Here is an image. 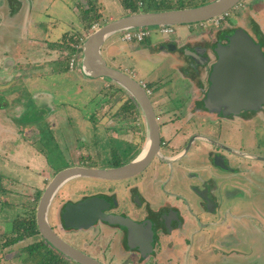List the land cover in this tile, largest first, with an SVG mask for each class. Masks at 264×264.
<instances>
[{
    "label": "rangeland",
    "instance_id": "374dc122",
    "mask_svg": "<svg viewBox=\"0 0 264 264\" xmlns=\"http://www.w3.org/2000/svg\"><path fill=\"white\" fill-rule=\"evenodd\" d=\"M19 1L22 0H0L2 4L0 17H6L2 21L5 24H0V45L3 48L4 43L7 42L6 39L8 41L15 39L20 55L28 57L27 62L22 66L24 71L33 70L32 65L28 68L29 64L37 63L38 67L35 68L37 74L32 78L26 76L25 78L8 79V76L3 78V70L0 68V236L4 232H11V219L24 214L27 204L36 203V192L44 190L56 171L72 165H82V162L86 161H90L91 166H103L112 157V150L119 151L124 160L131 157L129 155L133 150L131 145L120 141L133 139L132 134L124 130V126H127L124 120L127 118H130L127 120L133 118L137 120L138 116L141 120L143 119L142 112L136 115L131 112V108H129L130 111L124 109L128 93L125 96L123 93L126 92L117 90V83L106 77L91 78L81 70L82 51L80 47L93 31L92 26L85 28L84 22L80 19L81 9L78 6L89 7V0H23L24 5L20 7V10ZM256 1L257 3H246L245 8L240 3L238 7L231 9L219 23L207 21L203 23V26L200 23L176 24L173 25V31L168 34L162 33L158 26L147 27L149 35L143 41L137 39L125 41L121 39L124 31L115 33L107 41V43L113 41L110 50V54L115 57L113 64L131 72L137 80L148 82L153 90L150 95L152 100H157L158 97L166 94L164 92L159 95L163 91L160 89L162 84L159 85V78L162 81L172 77L171 83L168 81L170 84L167 94L174 90L175 97L166 108L174 109L181 106L187 97H195L196 93H191L192 82L175 74L172 63L177 60V57L172 48H166V42L178 40L180 36L186 39L190 35L200 37V39L204 37L203 41L212 42L217 30L231 28L239 23L249 24L253 11L259 10L261 6L263 7L261 10L264 9V0ZM92 2L98 5V10L102 14L98 21L93 22L99 26L129 12L122 4V0H92ZM173 2L174 5H179L178 0H173ZM184 2L195 3L199 0H184ZM138 4L142 5V1ZM148 7L145 6L142 9ZM156 7H158L156 4H151L150 11ZM30 9L36 19L33 23L37 21L41 27L38 31H35L36 26L29 20ZM92 14L94 15V12ZM8 18H13L14 26L10 24L12 21L7 20ZM262 19L264 21V18ZM263 21L261 27L264 31ZM30 24H32L31 27ZM22 26H24L23 29H20ZM27 27L31 29L30 34H27ZM7 32H10L9 38H6ZM65 32H68L67 41L71 35L80 32V35H77L78 42H68L70 46L77 49L76 52H71L68 47L63 48L60 45ZM34 39L45 41L49 45L46 50L48 49L51 62L42 63L43 58H34V55L29 54ZM77 52L79 54L75 59ZM73 58L75 61L72 66ZM109 58L107 57V60ZM108 63L112 62L109 60ZM163 75L165 79L161 78ZM122 122L124 123L120 129L119 125ZM247 129L249 127L245 126V130ZM248 133L242 131L243 146L247 150H255L254 145L246 141L247 138L250 139ZM231 134L233 133H224L223 139L229 144L238 146L240 143L238 135L233 137L234 135ZM134 137L137 138L136 135ZM256 137L260 148L257 151L264 154V129L263 131L260 128L257 129ZM18 140H23V142H18L19 144L16 145ZM125 149H129L130 152L125 154ZM118 180L78 177L68 181L53 199L49 210L50 223L53 226L59 223L56 214L61 202L68 198H78L83 193L89 195L97 191L115 193L121 204H124L127 199L126 184L134 183V180ZM258 184L260 186H255V188L250 186L252 188L250 197L239 202L235 209L239 213L247 209L244 215L259 217L262 220V223L260 221L256 223L262 231L252 230L251 232L243 228L240 235L243 237L246 231L247 239L254 237L255 247L261 250L260 254L257 253L258 258L263 260L264 193L260 192L264 189L263 176ZM97 227L93 226L88 231L71 232L67 239L82 248L85 243L87 245L92 243L91 237L98 235L97 232L102 236L106 235L102 228ZM214 227L218 226L210 224L207 228ZM103 229L109 231L106 227ZM221 229L224 230V227L221 226L218 230L221 231ZM218 230L213 229L212 231ZM36 239V237H31L5 247V253L0 255L2 256L0 264H32L33 258L27 257L26 259L24 248ZM114 249L117 250L118 246L115 245ZM214 259L218 258L214 257ZM67 261L68 264H77L69 258Z\"/></svg>",
    "mask_w": 264,
    "mask_h": 264
},
{
    "label": "flooded vegetation",
    "instance_id": "af4514ba",
    "mask_svg": "<svg viewBox=\"0 0 264 264\" xmlns=\"http://www.w3.org/2000/svg\"><path fill=\"white\" fill-rule=\"evenodd\" d=\"M255 2L257 3L256 0H243L241 5L245 8L247 7L246 3ZM262 8L261 6L259 10L253 11L250 23L247 25L239 23L231 28L217 30L212 42L203 41L205 38L202 36V40L200 37H196L193 41L187 40L179 44L172 40L166 42L167 44L165 43L166 48H172L177 57V60L172 63L175 74L192 82L191 93H196V96H189L190 93H188L189 97L183 102V105L178 106L179 108L167 109V105L175 97L174 90L167 94L172 77L169 76V80L162 81L159 78V85L162 84L160 89L163 90H160L159 95L164 92L166 94L160 98L158 97L157 100H152L150 96L153 93L150 84L143 82L153 103L159 123L162 157L155 156L142 171L118 180H134V183L126 184L127 199L124 204H121L118 195L106 191H97L93 195L83 193L78 198H68L61 202L56 214L59 223H55V226L50 223L60 236L71 243L67 239L71 232L88 230L103 223L110 224L97 219L89 227L66 226L63 220L66 204L76 203L95 195L105 196L109 200L111 206L104 210L108 214L123 215L141 223L151 221L150 225L155 230V246L159 235L171 233L176 226L185 225L186 222L183 223L185 219L184 212H187L196 222L194 233H198L202 229L205 230L210 224L221 227L223 219L227 216L233 218L234 215H244L236 211V202L243 200L246 186L249 188L250 186L252 188L260 186L258 182L261 181L262 176L264 177V154L257 151L260 148L256 137L257 129L260 128L262 131L264 129V103L256 109H242L238 113L225 114V107L215 110L210 109L206 106L205 99L211 85L212 68L218 58L216 47L219 43H227L229 35L237 28L247 31L256 42L261 44L264 52V31L261 27L264 9L261 10ZM163 77L165 79L164 75L161 76V78ZM123 94L127 96V93ZM130 95L127 96L124 109L127 111L131 108V112L138 115L141 113L140 106ZM127 119L124 120L127 123L124 130L130 132L133 139L120 141L126 143V145H131V148H133L129 154L131 157L124 160L119 151L112 150L113 153L109 162L103 166L96 165L95 167H112L124 164L132 160L141 151L146 136L144 120H141L139 116L137 120L134 118ZM124 122L119 125L120 129ZM245 126H248L249 129L245 130ZM243 130L249 132L250 139L247 138L246 141L254 145L255 150H247L243 146ZM224 133H233L231 134L234 135L233 137L238 135L239 145L229 144L223 139ZM135 135L137 138L134 137ZM124 152L127 154L130 150L125 149ZM115 153L119 156L117 160L114 159ZM91 164L90 161L82 162L84 166H91ZM96 179L103 180L102 178ZM231 188L237 190L235 196L231 192ZM249 217H251L253 231H262L256 225L257 221L262 223V220L259 217ZM111 225L120 228L124 238L122 243L125 247L137 251L139 254L141 253L138 248L133 247L135 241L133 242L129 231L125 227L119 224ZM89 245L85 243L80 249L106 264H114L112 259H108L106 249L97 252V250L91 249Z\"/></svg>",
    "mask_w": 264,
    "mask_h": 264
},
{
    "label": "water",
    "instance_id": "95a60500",
    "mask_svg": "<svg viewBox=\"0 0 264 264\" xmlns=\"http://www.w3.org/2000/svg\"><path fill=\"white\" fill-rule=\"evenodd\" d=\"M243 0H210L206 3L152 11L128 13L111 19L91 32L83 43L81 70L91 78L106 77L127 90L137 101L145 124V143L132 160L112 167L72 165L55 173L42 191L36 207L38 230L63 255L78 264H106L95 256L72 245L51 226L49 210L54 197L68 181L78 177L123 179L148 166L160 152V130L151 98L145 85L126 70L110 65L103 55V45L115 33L150 26L195 24L238 7ZM218 55L211 72V85L205 104L210 109L225 107L224 113L256 109L264 103V52L261 44L242 28L229 35L228 42L219 43ZM111 206L105 196L95 195L76 203H67L63 220L67 227H89L100 219L125 227L142 255L153 252L155 230L150 222H136L123 215L106 213ZM130 238V240H131ZM131 240V242H132ZM132 242V243H133Z\"/></svg>",
    "mask_w": 264,
    "mask_h": 264
},
{
    "label": "crops",
    "instance_id": "0c3cea01",
    "mask_svg": "<svg viewBox=\"0 0 264 264\" xmlns=\"http://www.w3.org/2000/svg\"><path fill=\"white\" fill-rule=\"evenodd\" d=\"M19 2L21 4L18 7L20 10V7L24 5V1L22 0ZM1 5L2 4L0 3V6ZM37 11L39 13L41 12V10ZM49 14L52 15V13ZM29 17L30 22L32 21V24L36 26L35 31H38L41 27L37 21L33 23V20L36 19H34L32 9H30ZM3 18L6 17H0V24H5L2 22ZM7 20L12 21L10 24H13V18H8ZM32 24H30V27ZM23 27L24 26H22L20 29H23ZM30 30L31 29L27 27V34L31 33ZM9 36L10 32H7L6 38H9ZM194 38L196 37L191 35L186 39L180 36L178 40H175V42L179 44L180 42H186L187 40L193 41L195 40ZM109 39L110 38H108L103 45V55L106 60L107 57H110L109 60L112 62L110 65L117 67L113 64L115 61L113 60L115 59V57H113L114 55L110 54L113 41L107 43ZM6 40L7 42L4 43L3 48L0 45V68L3 70V78H6L5 76H8L7 79L19 77L25 78L26 76L32 78L35 76V74H37L35 72V68L38 67L37 63L29 64L28 68H30L32 65L33 70L25 72L22 66L27 62L28 57H25L26 55H20L15 39H10L9 41L8 39ZM34 40L32 41L33 44H31L29 41L31 44L29 54L34 55V58H43L44 61L42 63L47 64L48 62H51L52 59L49 58L50 55L47 51L48 49L46 50V47L49 45L46 44L45 41H37L36 39ZM4 41L5 40H3V42ZM109 60H107V62H109ZM18 142H23V140H18L16 145L19 144ZM253 188H255V186ZM231 189V192H233V195L235 196V192L237 190L234 188ZM251 189L252 188L245 187L243 200L250 196ZM260 192L263 194L264 189ZM239 202L241 201L236 203L238 204ZM246 211L247 209H244L243 213ZM184 213L185 219L183 223L186 222L185 225L183 224L181 227L176 226L171 233L159 235V239L157 238V245L155 246L154 244L153 252L147 254L146 256L142 255V253L139 254L137 251H133L125 247L122 243L124 242V238L122 237L123 234L120 228L118 226L106 223L98 225V227L102 228L106 235L102 236L99 232L95 231L98 235L95 234L91 237L92 243L89 246L91 249L97 250V252L98 250H103V248L106 247L105 249L108 259H112L114 264H264V259L262 260L261 258H258L259 255L257 253L260 254L261 250L255 247L256 242L254 237L252 236L251 238L247 239L245 237L246 231L243 234V237L240 235V232L243 230V228L248 231H250V229L253 230L251 217H249L250 215H234L233 218L227 216L222 221V227H224V230L221 229V231L218 230L220 228L219 226L214 228H207V226L205 230L202 229V231L194 233V225L196 222L190 217V215L187 214V212ZM103 227L108 228L109 231H105ZM97 228L96 230H98ZM213 229H217L218 231H212ZM115 245L118 246L117 250L114 249ZM113 249L115 251H113ZM255 255H257V257H255ZM214 257L218 259L215 260Z\"/></svg>",
    "mask_w": 264,
    "mask_h": 264
},
{
    "label": "trees",
    "instance_id": "16d2710c",
    "mask_svg": "<svg viewBox=\"0 0 264 264\" xmlns=\"http://www.w3.org/2000/svg\"><path fill=\"white\" fill-rule=\"evenodd\" d=\"M142 1V5H139L138 2ZM210 0H199V2L195 3H186L184 0H178V6L174 5L173 0H122V4L126 9L129 10L128 13L138 12V11H150L151 4H156L154 10H162V9H172V8H183L189 6L200 5L206 3ZM145 6H149L148 8H144ZM81 9V20L84 22L85 28H90L93 22L98 21L101 17V12L98 10V5L94 4L92 0H89V7L84 8L83 6H78ZM142 10H141V9ZM94 12V15L92 14ZM127 13V14H128ZM159 27V26H158ZM147 28V27H143ZM78 32V31H77ZM76 35H71L69 37V41L78 42L77 35H80V32ZM68 32H65L62 36L63 41L60 43L63 48L68 47L71 52H76L77 49L70 46L69 41L66 40ZM76 36V37H75ZM81 66V65H80ZM67 69V68H66ZM117 90L124 91L130 94L127 90H125L120 85H116ZM131 96V95H130ZM132 99L136 101V99L132 96ZM137 102V101H136ZM119 156L115 153L114 159L117 160ZM42 190H38L36 192V203L33 205L27 204L25 212L18 217H14L11 219L12 229L11 232H4L0 236V255L1 253H5L4 248L14 245L18 242H21L25 239L36 237L37 239L25 246L26 251V259L27 257L33 258L32 264H68L67 258L60 251H58L49 241L43 238L38 230L37 221H36V207L37 200L39 199ZM30 208V209H29ZM2 256H0L1 258ZM70 259V258H69ZM78 264V263H77Z\"/></svg>",
    "mask_w": 264,
    "mask_h": 264
},
{
    "label": "built area",
    "instance_id": "2783aa9c",
    "mask_svg": "<svg viewBox=\"0 0 264 264\" xmlns=\"http://www.w3.org/2000/svg\"><path fill=\"white\" fill-rule=\"evenodd\" d=\"M239 6V5H238ZM228 12L226 13H223V14H220L218 16H215L207 21H215V23H219L220 20L227 14ZM207 21H203V22H199L202 26L204 25L203 23L207 22ZM99 27V25H96V24H93L92 25V31H94L95 29H97ZM174 29L173 25H164V26H159V30L162 32V33H170L172 32ZM149 35V30L147 28H138V29H130V30H125L123 32V35H122V39L123 40H135L137 39L138 41H142L146 36ZM86 39V38H85ZM84 43V42H83ZM79 49V48H78ZM83 49V44L82 46L80 47V50L82 51ZM78 52L77 54L75 53V56L74 58L76 59V56L78 57ZM72 59V62H71V65L73 66L74 65V61L75 59ZM143 83V82H142ZM144 84V83H143Z\"/></svg>",
    "mask_w": 264,
    "mask_h": 264
},
{
    "label": "clouds",
    "instance_id": "9594fccd",
    "mask_svg": "<svg viewBox=\"0 0 264 264\" xmlns=\"http://www.w3.org/2000/svg\"><path fill=\"white\" fill-rule=\"evenodd\" d=\"M142 82V81H141Z\"/></svg>",
    "mask_w": 264,
    "mask_h": 264
}]
</instances>
